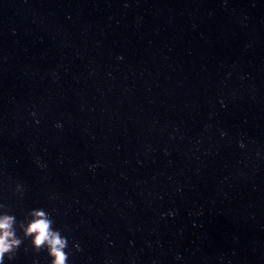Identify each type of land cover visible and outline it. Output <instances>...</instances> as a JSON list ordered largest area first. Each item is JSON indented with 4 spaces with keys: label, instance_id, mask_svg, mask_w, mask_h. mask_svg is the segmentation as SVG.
<instances>
[{
    "label": "clouds",
    "instance_id": "obj_1",
    "mask_svg": "<svg viewBox=\"0 0 264 264\" xmlns=\"http://www.w3.org/2000/svg\"><path fill=\"white\" fill-rule=\"evenodd\" d=\"M16 191L22 193V186L18 184ZM3 207L0 205V209ZM17 229L22 232L23 238L17 234ZM24 239H30L34 251L46 250L51 258L50 264H69L70 253L66 251L68 238L54 228L51 213L43 208H33L25 220L18 221L14 214L0 211V264H4L5 258L9 261L15 258ZM75 247L79 250L78 244Z\"/></svg>",
    "mask_w": 264,
    "mask_h": 264
}]
</instances>
